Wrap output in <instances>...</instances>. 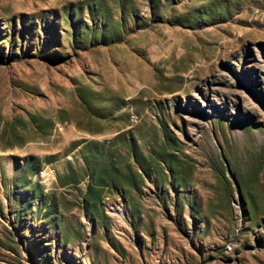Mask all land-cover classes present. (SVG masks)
Returning <instances> with one entry per match:
<instances>
[{
  "label": "rangeland",
  "instance_id": "1",
  "mask_svg": "<svg viewBox=\"0 0 264 264\" xmlns=\"http://www.w3.org/2000/svg\"><path fill=\"white\" fill-rule=\"evenodd\" d=\"M0 264H264V0H0Z\"/></svg>",
  "mask_w": 264,
  "mask_h": 264
}]
</instances>
